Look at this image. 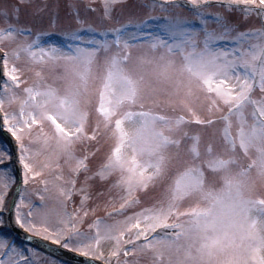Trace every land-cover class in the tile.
<instances>
[{"label": "snow or ice", "instance_id": "snow-or-ice-1", "mask_svg": "<svg viewBox=\"0 0 264 264\" xmlns=\"http://www.w3.org/2000/svg\"><path fill=\"white\" fill-rule=\"evenodd\" d=\"M25 2L0 8V129L15 145L0 149V264H39L10 224L83 264H264V0H153L155 26L122 19L123 0L63 20L42 5L31 29Z\"/></svg>", "mask_w": 264, "mask_h": 264}, {"label": "rangeland", "instance_id": "rangeland-1", "mask_svg": "<svg viewBox=\"0 0 264 264\" xmlns=\"http://www.w3.org/2000/svg\"><path fill=\"white\" fill-rule=\"evenodd\" d=\"M130 3H135L137 2V0H129ZM140 1V0H139ZM152 1V0H149ZM5 0H0V8L3 7ZM11 2L14 3H20V0H11ZM89 2V0H86L84 2H82L81 0H78L76 3V5L74 7H70V5H74V0L72 2V0H31V2H25L23 4H20V8L18 10V17H19V21L20 23L28 29L32 28V16H33V12L34 9L42 6V5H47V7L44 9V15H52V16H59L62 20L75 15L77 9L80 11L81 15H86V16H95L97 15V13L94 12H90L89 10L86 9L85 5ZM153 2V1H152ZM73 3V4H72ZM100 4L98 2H96L94 4V7L99 6ZM151 5V4H150ZM180 8L178 9H184L182 12L187 13L186 11H188V9L185 7V3H179ZM121 6H123L124 9V13L122 16V19L124 18H128L129 16L126 13V9L124 7V5H116L117 8H120ZM159 7L157 6V8L153 9L152 8V13L154 14L156 9H158ZM186 10V11H185ZM214 10H216V8H214ZM143 15H148L146 14H139L138 12H134L133 17H142ZM257 23V19H255L254 17L249 20L248 24L245 25V27H258L256 25ZM0 27H3V21L0 20ZM129 29V28H128ZM243 30V29H241ZM45 32V31H44ZM42 32V33H44ZM41 33V34H42ZM78 149H81L79 154H83L82 151V147L81 145L77 146ZM0 149H9V144L6 141L4 144H0ZM107 150V145L104 146V148L101 149L100 152H98L94 157H91L89 160V164L91 165L90 170H95L96 165L99 164L102 160L103 154L104 152ZM229 174V170L225 169L223 171H219V172H214V173H209V179L211 180H215L217 183L222 182L223 178ZM84 173H81V179L83 177ZM96 179H98V182L95 183V179L91 182L93 184V195L95 196L96 193H99L101 191H105L107 190V184L102 183L99 178L97 177ZM29 187H36V185H29ZM158 191L157 188H153L152 186H150L148 194L146 193H140V198L142 201V204L140 206H144L146 204L151 203V198L154 197V195L156 194V192ZM113 193H115V190H113ZM142 194V195H141ZM146 194V195H144ZM100 200H107V195L101 196ZM50 204H52L53 202L50 201ZM93 202H90V206H92ZM119 201H117L114 204H110L109 207H117L118 206ZM107 208H104L102 205L100 207L97 208V211L95 212V215H103L105 214V212L107 211ZM135 209H129V211H134ZM127 214V213H125ZM86 227V226H85ZM107 247V245H106ZM35 248V247H34ZM32 249V248H31ZM37 252V260L39 262V264H62V260L57 258V257H53L52 254L41 250L40 248H35L33 249ZM145 259H150L149 257H145Z\"/></svg>", "mask_w": 264, "mask_h": 264}]
</instances>
